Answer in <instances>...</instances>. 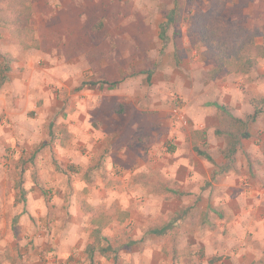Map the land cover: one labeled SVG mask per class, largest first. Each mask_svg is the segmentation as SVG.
I'll return each mask as SVG.
<instances>
[{
    "label": "rangeland",
    "instance_id": "374dc122",
    "mask_svg": "<svg viewBox=\"0 0 264 264\" xmlns=\"http://www.w3.org/2000/svg\"><path fill=\"white\" fill-rule=\"evenodd\" d=\"M27 1L21 34L0 24V264H90L100 213L111 218L109 257L95 253V264H264V106L249 119L264 98V57L248 74L217 72L189 34L191 14L217 7L221 25L247 28L264 48V0ZM193 93L217 104L216 129L221 107L248 117L252 136L234 154L203 128L214 164L191 144ZM158 117L184 136L179 150L174 138L152 142ZM157 149L194 164L200 191L195 169L166 179Z\"/></svg>",
    "mask_w": 264,
    "mask_h": 264
},
{
    "label": "trees",
    "instance_id": "16d2710c",
    "mask_svg": "<svg viewBox=\"0 0 264 264\" xmlns=\"http://www.w3.org/2000/svg\"><path fill=\"white\" fill-rule=\"evenodd\" d=\"M9 13L8 16L0 17V24L4 27L18 28L16 34H21L22 26L27 24L31 17V5L27 0H0V14ZM221 9L212 7L208 11L197 9L190 16V35H198L202 44L207 46V56L216 60L218 66L216 71H222L227 68L230 72L236 74H248L258 64V59L264 57V48L261 46L254 35L248 32L247 28L238 26L236 23L221 25ZM115 85L116 82L96 81L90 84L95 87L98 84ZM264 98L252 101L254 113L249 117L250 121L263 113ZM222 127L215 130V135L225 137L231 154L236 152V146L240 141L249 139L252 134L249 131L248 117H238L231 115L225 108L221 107ZM247 119V120H246ZM204 135L201 131H195L193 134V150L199 156L215 163L208 150L199 146L198 140H203ZM90 180V179H88ZM91 182V180H90ZM130 210L125 209L119 214V221L123 222L129 218ZM98 218L92 217L91 223L94 228L91 232L92 242L87 244L86 254L90 258V264H95V253L101 256L109 257V238L104 234L103 229L109 223L111 218L104 213H100ZM104 222V225L102 224ZM154 233L162 234V231L154 229ZM220 258H212L209 262H215Z\"/></svg>",
    "mask_w": 264,
    "mask_h": 264
},
{
    "label": "crops",
    "instance_id": "0c3cea01",
    "mask_svg": "<svg viewBox=\"0 0 264 264\" xmlns=\"http://www.w3.org/2000/svg\"><path fill=\"white\" fill-rule=\"evenodd\" d=\"M211 85V84H210ZM187 98H189V101L187 103V107L190 109V115L192 116V118L194 119L195 123H194V131L191 133L190 138H192V142H193V134L195 131H204L203 128L206 127L207 133L205 135H208L207 137L210 138L211 140V135L210 133H213V135L215 136V129L216 127L219 125L220 120H219V115H218V107L217 104L215 103H210L207 107V105L205 107H202L200 105V103L197 101L198 98L201 99L202 96L198 95L196 97V93H193L192 95H186ZM185 96V97H186ZM250 106V105H249ZM251 106L249 107L248 113H252L251 112ZM253 111V110H252ZM166 114V113H165ZM164 113L160 112L161 117H164L165 115ZM242 113L240 112V109L238 108L236 110V115L238 117H243L241 115ZM167 119L165 118H160L158 117L156 119V127H154V129L152 130V132H148L151 135V140L156 141V145H160L162 141H166L168 139L171 140V138L173 139V142L175 143L176 147L179 150V147L181 145H184L186 143L184 136L178 135L177 136H173V132H171V128L168 126H171L167 121ZM213 136V137H214ZM159 140V142H158ZM191 141V140H190ZM192 144V143H191ZM139 146H137L136 148H138ZM132 148V147H131ZM157 150L154 151V157H156L157 155ZM121 154V153H120ZM178 154V153H177ZM120 156V155H119ZM132 156H136V154L132 153ZM177 159H179L178 161H176V159L174 160L173 158H169V157H156L158 158V162L155 161L156 164H160L161 168L163 167V169H158L162 172V174H164L166 179H176V175H178V171L180 169H188V173L191 172L192 169H195L194 171L197 170L194 181H195V188L193 189V191L195 192H199L200 191V182L204 181L205 179V175H203L198 169L197 167H195L194 164L187 162L185 160H181L179 158V156H176ZM181 157V156H180ZM127 159V158H124ZM181 167V168H180ZM156 169V171H158ZM208 174L210 172H212V169L207 171ZM210 175V174H209ZM229 176V175H228ZM229 178H231V175L229 176ZM208 179H211V177H208ZM183 183L187 182V180L182 179ZM224 180H222L223 182ZM171 193V192H170ZM52 262H54L52 260V258H49V263L47 264H53Z\"/></svg>",
    "mask_w": 264,
    "mask_h": 264
},
{
    "label": "built area",
    "instance_id": "2783aa9c",
    "mask_svg": "<svg viewBox=\"0 0 264 264\" xmlns=\"http://www.w3.org/2000/svg\"><path fill=\"white\" fill-rule=\"evenodd\" d=\"M179 99V98H178ZM174 115L175 117L178 119V121L183 124V125H187V118L186 115L184 114L182 108H181V103L175 106L174 108Z\"/></svg>",
    "mask_w": 264,
    "mask_h": 264
}]
</instances>
